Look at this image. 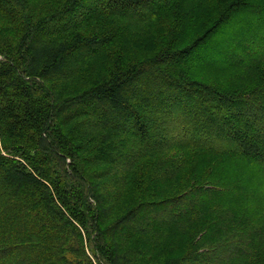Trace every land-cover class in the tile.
Wrapping results in <instances>:
<instances>
[{
    "label": "trees",
    "instance_id": "16d2710c",
    "mask_svg": "<svg viewBox=\"0 0 264 264\" xmlns=\"http://www.w3.org/2000/svg\"><path fill=\"white\" fill-rule=\"evenodd\" d=\"M0 11L12 34L0 41V264H91L81 232L90 228L99 264H150L155 253L161 264H264V205L234 199L221 234L212 226L225 196L211 195L227 181L200 169L218 153L264 168V58L249 64L252 86L235 91L190 77L196 42L180 47L203 22L200 42L242 11L259 21L245 36L264 34V0H57L42 17L27 0H0ZM136 15L128 42L122 21ZM242 41L228 45L232 63L254 52ZM168 205L176 211L158 212ZM178 216L198 237L169 255L183 233L158 237L160 221ZM218 237L224 248L200 252V239L220 246Z\"/></svg>",
    "mask_w": 264,
    "mask_h": 264
},
{
    "label": "rangeland",
    "instance_id": "374dc122",
    "mask_svg": "<svg viewBox=\"0 0 264 264\" xmlns=\"http://www.w3.org/2000/svg\"><path fill=\"white\" fill-rule=\"evenodd\" d=\"M57 0H27L28 8H29V13H35V16L38 15L39 17H42L46 9L50 6L56 5ZM93 1H88L86 3H82V5L89 6L92 5ZM214 11V12H213ZM220 8L219 6L217 7L216 11L215 8L212 7V13H220ZM93 17V16H92ZM91 17V18H92ZM139 15H136V18H133L131 21L123 20V28L128 29L127 32L122 34V39L126 41H131L133 42V39H135L136 36H134L135 33H137V29L134 28L136 26ZM216 18V17H215ZM114 19V18H110ZM213 19V18H212ZM214 20V19H213ZM212 20V22H213ZM258 16L252 12L249 11H242L238 12L231 21H229L227 24H222L221 26L219 25L217 29L214 31L212 35L209 37L205 38L203 42H200L198 37L203 33V31L211 24L208 23L207 25L203 22L199 28L194 32L193 35H191L180 47H188L191 44L193 47H195L192 52L195 55V60H191L190 62L196 64V69L193 72L189 73L190 77L196 78L200 81L203 82H218V83H226L229 82L228 84L233 87H237L234 89L235 91H240L241 89H247L248 87H251L252 84L250 83V75L251 71L248 69L251 68L249 64H254L256 59L258 58H264V34L258 35L257 37H248L245 36L247 35V32L249 29L252 27H255L256 24H258L259 21ZM137 21V22H136ZM10 22L9 20L4 16V14L0 11V41H4L6 39H9L11 37V33L9 30ZM206 27L204 28V26ZM213 25V24H212ZM136 29V30H135ZM131 30V31H130ZM133 31V32H132ZM263 37V38H262ZM238 38L240 40H243V44H249L252 41H255L251 43L253 45V50L254 52L252 54H248L243 56L245 61L244 62H239L237 61L236 63H232L229 59L225 58V52L228 48V45L232 43V41ZM147 39V38H145ZM146 41V40H145ZM258 41L260 43L261 41V46L258 44ZM242 43H240L238 46L241 47L243 46ZM227 46V47H226ZM196 56L198 57L196 59ZM256 57V58H254ZM252 58V59H250ZM101 61L97 62L100 63ZM189 64V63H188ZM101 69L103 67V63L100 64ZM257 65V64H256ZM259 69L264 68L263 63L258 65ZM228 70H231L232 72H227ZM244 82V86H242ZM225 85V84H224ZM226 89L223 87V90ZM223 147V145H222ZM225 147V145H224ZM164 158L168 157V152L166 151L163 155ZM207 163L205 166H202L200 169L203 170L204 168H211L212 175L217 176V174H220L222 178H225V181H227L228 189L226 187L223 188V191L220 194L214 195V192H212V201H215L220 199L222 196L224 197V203L222 205V209L219 210V213H223L226 211V215H223L222 217H219L216 222L213 224L212 228L217 229L220 233L226 230V228H229L231 223L234 222L235 215H230L229 211L231 209V202L234 201V199H240L242 197V194L246 193L245 195L247 196V204L249 206L253 207V210H256L258 205H264V168L259 165L256 162L249 161L239 154L236 153H231V154H224V153H218V154H212L211 157H208L206 160ZM163 165H160L158 168H162ZM180 177V175H179ZM179 178L176 179L178 181ZM173 184H175L174 187H171ZM166 187V189L162 192V194L166 195H172L174 193L175 187L178 185V183H173ZM132 188H129V191H131ZM188 190V189H187ZM176 192V191H175ZM161 194V195H162ZM196 194L195 192H190L187 194L186 197H189L190 195ZM241 194V196H240ZM163 196V195H162ZM159 198V196L157 197ZM184 199V198H183ZM200 199H205L201 197ZM92 204L94 208H96V203L92 199ZM206 200L194 204V206L190 209L187 210L185 209L183 212V216L185 215H193V213H198L199 207H202L206 204ZM236 203L234 205V211L237 207ZM161 207V208H160ZM158 212H168L170 214L171 212L176 211V208L173 206H160ZM179 210V208H178ZM93 211V210H92ZM234 214V213H233ZM212 214L203 213L201 220H205L209 218ZM254 215V214H253ZM252 215V216H253ZM152 214L150 213L149 217H151ZM256 218L260 220L259 215H256ZM259 217V218H258ZM180 216H178L177 219H175L173 222H162L158 237L161 236L164 240H171L176 238L177 236L180 237L181 233L182 237L184 239V245L182 246V249L179 248L178 252L173 253V251L168 252L169 255H181L182 252H184V249L186 250L188 246V240H195V238L198 237L196 235L194 239H192L191 233V228L194 227L195 225H189L186 227L185 230H181L179 228V223L181 219H179ZM107 220V219H105ZM171 220V219H170ZM180 220V221H179ZM183 221H185L183 219ZM198 221V220H196ZM264 221V217L263 220ZM164 223L166 225H164ZM229 223V224H228ZM130 224V223H129ZM128 225V224H126ZM127 227L125 226V230L127 231ZM189 228V229H188ZM211 228V229H212ZM92 230V228H90ZM87 232L85 229H81V232L83 234V245L85 246L84 248V253L82 254L85 257V260L91 262V264H99L98 261L94 258V250H95V245L94 242L98 244V240L96 239V236L94 235V232L91 231ZM94 230V229H93ZM190 230V231H189ZM189 231V232H188ZM223 234V233H221ZM117 235V234H116ZM218 241L222 242L220 246H212L211 244H208V246H204V244L201 242L200 239V252L205 253V255H210L214 253V251H220L224 246L223 244V239L217 238ZM133 241L132 239L127 240L126 245L131 243ZM209 248V249H208ZM181 249V250H180ZM173 253V254H172ZM181 253V254H180ZM157 254L156 256L158 257L160 253H155ZM74 254H69V257H71L73 260ZM168 255V256H169ZM156 256H153V259L150 261V264H161V260H158ZM260 261L264 263V259L262 258H257ZM132 264H141L139 261H134Z\"/></svg>",
    "mask_w": 264,
    "mask_h": 264
}]
</instances>
